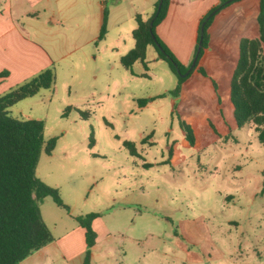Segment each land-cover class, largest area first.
<instances>
[{
	"label": "rangeland",
	"instance_id": "374dc122",
	"mask_svg": "<svg viewBox=\"0 0 264 264\" xmlns=\"http://www.w3.org/2000/svg\"><path fill=\"white\" fill-rule=\"evenodd\" d=\"M103 1L109 12L104 39L72 46L51 67L54 85L12 110L15 118L42 120L46 140L57 138L52 155L42 154L37 176L70 202L67 221L100 215L93 229L99 238L111 233V257L100 245L94 264H121L123 250L129 255L124 264H264V144L254 125L236 126L230 100L212 84L237 60L235 35L225 37L219 22L234 15L236 5L213 26L222 41L210 44L202 59L210 77L195 72L177 96V75L154 46L147 51L148 70L137 62L132 74L121 64L134 41L136 14L150 18L155 5ZM87 20L71 18L62 31L76 40L82 32L76 24ZM139 99L147 105L141 108ZM183 122L194 129L196 146L187 141ZM126 142L134 143L138 156ZM127 205L132 208L124 210ZM44 212L53 234L69 229ZM125 234L138 235L140 244L122 243Z\"/></svg>",
	"mask_w": 264,
	"mask_h": 264
},
{
	"label": "trees",
	"instance_id": "16d2710c",
	"mask_svg": "<svg viewBox=\"0 0 264 264\" xmlns=\"http://www.w3.org/2000/svg\"><path fill=\"white\" fill-rule=\"evenodd\" d=\"M238 1L220 0L217 6L201 18L193 58L195 65L190 71L192 63L188 66L181 63L156 32L157 26L167 16L169 0H159L149 19L140 13L136 14L137 27L132 32L135 45L121 57V64L132 74H135L133 66L137 62H141L148 70L147 51L149 46H154L159 57L167 60L170 69L177 75L178 83L173 93L180 96L187 80L195 72L208 77L207 70L200 62L209 47V29L222 10ZM260 9L259 36L242 37L239 40L235 65L225 70L220 80H213V86L218 94L230 100L236 126L243 128L247 124L254 125L259 141L264 144V0H260ZM108 17L109 13L105 9L98 40L104 39L107 34ZM5 74L7 72L0 76ZM54 82V70L48 68L0 97V264H20L54 240L41 211V204L46 198H51L57 206L70 211L60 190L37 176L42 154L52 155L57 138L45 139L42 120L19 119L11 114L15 104L35 96L41 89H50ZM147 102V99L138 100L141 108ZM69 109H66L65 114ZM81 116L86 117L83 113ZM210 123L216 133L221 134L214 123ZM182 127L187 141L196 146L198 137L192 126L183 122ZM91 141L94 143L93 137ZM125 144L132 155L138 156L134 143ZM99 216L98 213H89L75 217L85 230L87 249L84 264H91L92 248L97 241L93 221Z\"/></svg>",
	"mask_w": 264,
	"mask_h": 264
},
{
	"label": "crops",
	"instance_id": "0c3cea01",
	"mask_svg": "<svg viewBox=\"0 0 264 264\" xmlns=\"http://www.w3.org/2000/svg\"><path fill=\"white\" fill-rule=\"evenodd\" d=\"M158 1L149 0L151 5H156ZM103 3V0H0V74L7 72L0 76V97L36 77L44 70L53 67L60 59L71 53L72 46L77 47L81 42L88 44L96 41L106 9L103 8ZM219 3L220 0H169L167 16L157 26L156 32L184 65L188 66L193 62L201 18ZM59 4L64 6L59 7ZM254 4H257L256 9ZM80 5H84L86 8H82ZM234 5L237 8L234 15H222ZM67 12L73 13L69 16ZM260 13V0H240L225 8L216 16L209 29V45L221 44L222 40L217 41L215 38L217 29L213 30V26L222 15L219 22L223 25L224 36H228L227 34L231 32L234 33L237 51V44L242 37L256 38L259 36ZM82 16L90 17L91 22L87 20L85 23L79 24ZM71 18L79 22L76 26L80 32L82 31L81 34L78 33L76 40H72L62 31L65 28L64 24ZM241 27H244L245 30L240 33ZM85 35H87L85 40L81 39V36ZM134 45L135 41L128 46V51ZM218 51L222 53L221 48ZM201 62L200 65L204 67ZM234 65L224 68L217 78L212 79V84L213 80H220L225 70ZM205 69L210 77L208 69ZM14 106L11 108L12 116ZM140 190L142 189L140 188ZM127 208H132V205L125 206L124 210ZM44 210H49L56 215L54 225H58L60 217V221L69 225V229L65 230L61 236L53 234L50 229L54 240L20 264H84L87 249L84 228L77 221L75 224L67 221L70 219L64 213L66 210L57 206L51 198H46L41 204L42 215L46 222ZM134 214L138 215L139 211L136 210ZM71 218L73 217L71 216ZM98 218L93 221V224ZM134 224L135 220L131 218V225ZM181 235L188 238L184 231ZM110 237L111 233L102 238L97 237L96 244L92 248L91 264H94L96 260L95 251L100 245L107 247L106 253L111 257L112 241ZM127 238L135 245H139L141 242L139 236L133 234H125L121 242L124 243ZM122 257L120 261L121 264H124L123 260L129 258L127 250H123ZM136 257L137 260H142V255Z\"/></svg>",
	"mask_w": 264,
	"mask_h": 264
},
{
	"label": "water",
	"instance_id": "95a60500",
	"mask_svg": "<svg viewBox=\"0 0 264 264\" xmlns=\"http://www.w3.org/2000/svg\"><path fill=\"white\" fill-rule=\"evenodd\" d=\"M201 41H202V37H201ZM199 48H200V47H199ZM194 65H195V59L193 60L192 66H191V68L189 69V71L193 68ZM189 71H188L186 74H188Z\"/></svg>",
	"mask_w": 264,
	"mask_h": 264
}]
</instances>
